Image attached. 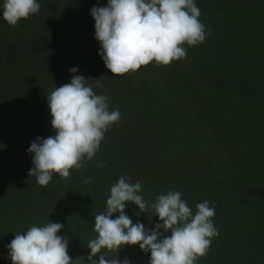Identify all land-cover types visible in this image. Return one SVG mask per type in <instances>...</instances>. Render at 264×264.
I'll return each instance as SVG.
<instances>
[{"label": "trees", "instance_id": "obj_1", "mask_svg": "<svg viewBox=\"0 0 264 264\" xmlns=\"http://www.w3.org/2000/svg\"><path fill=\"white\" fill-rule=\"evenodd\" d=\"M259 1L252 0L249 3ZM195 3L200 9V16L212 10L220 16L202 22L207 33L205 40L198 46L185 44L186 57L173 60L168 65H157L153 61L131 71V74H118L115 77V80L130 77L131 81L136 82L132 90L135 92L116 104L121 117L106 134L111 140L108 143L106 139L102 140L99 151L91 161L84 162L83 168L71 169L67 178L54 174L53 179L44 187L38 185L35 178L33 182L29 180L28 171L33 164L26 149L32 141H15L7 150L5 159L10 163V169L14 168L12 165L19 167L21 183L18 185L19 192H16L20 202L12 209V220L16 215L20 217L19 213L32 207L30 203L35 201L36 206L30 211L33 218L25 222H38L37 226L49 221L63 223L64 228L58 235L66 233L69 237L67 250L74 259L72 264H87L90 251L87 244L97 235L94 231V216L106 211L104 200L110 196V187L114 184L113 175L144 172L156 176L155 180L152 178L148 182L149 185L142 187V193L149 196V203L155 202L158 194H166L169 190L187 195L192 191V197L186 201L194 212L196 204L212 196L210 194H221L218 197L221 200L224 198L227 206H224L225 213L221 217L225 216L224 219L230 223H233L231 219L234 220V211L241 212L246 221H251V208L264 204V156L258 157L259 151L264 152V81L259 80V92L263 99H257L251 91L250 97L242 96V89L247 88L244 73L239 69L243 68L234 70L231 79L220 83L217 78L226 70L219 68L218 63H213L219 54L223 60L222 65L228 66L229 59L236 60L232 64L237 65L242 62L238 61L240 54L245 60L246 52L255 48L254 55L257 57L259 52L264 64L260 45L262 37H253V43L249 48L246 47L243 31L250 30L243 21L245 11L249 8L246 0H195ZM254 8L250 11H264V3ZM237 18H242V21L237 22ZM209 26L221 27L223 35L214 36L209 32ZM93 31L94 20L88 13L84 25L59 35L44 33L36 43L23 44L19 49L12 46L5 56L0 55V61L6 63L13 53L12 57L19 55L23 59L34 58L36 61L44 59L35 65L33 73L27 72L23 76V83L34 82L37 99L44 96L46 100V95L56 87L68 83L75 75L69 72L74 66L79 68L78 74L84 75L88 81L95 83L98 79L102 82L100 62L86 61L87 54L98 53L100 49V42L94 38ZM55 38H59L62 47L59 53L50 57L48 54L52 53ZM54 57L58 58L56 61H61L55 69L52 64L56 62ZM251 58L254 59L253 56ZM47 66L52 77H45L40 84L35 76L36 69L39 72ZM261 69L264 77V65ZM96 91L104 95L107 87H97ZM109 108L115 109L112 102H109ZM39 111L40 128L36 130L35 136L46 138L54 135L50 125L39 121V116L40 120L43 115L46 119L50 117L47 103ZM98 162H102L103 166L98 167ZM86 179L90 182L85 183ZM29 182L32 187L26 186ZM125 212L133 223L139 220L149 228L159 222L151 208L144 213L131 202L127 204ZM118 214L113 215L115 217ZM21 224L23 220H19L17 225L11 222L6 226L0 224V264H12L10 259H5L8 253L6 245L16 232L24 231ZM235 227L234 224L232 238L221 241L222 244H228L227 248H221L228 255L218 257L220 261L230 258L233 264H244L242 258L234 259L229 255V252L239 255L237 248L245 247L240 243L242 230L239 226ZM139 250L138 245H125L117 253L114 250L111 255L121 260L128 258L137 264L131 255ZM111 255L108 258H112Z\"/></svg>", "mask_w": 264, "mask_h": 264}, {"label": "clouds", "instance_id": "obj_2", "mask_svg": "<svg viewBox=\"0 0 264 264\" xmlns=\"http://www.w3.org/2000/svg\"><path fill=\"white\" fill-rule=\"evenodd\" d=\"M39 10V0H0V16L11 26ZM90 15L94 38L100 42L98 54L116 75L153 61L168 65L185 58L184 45L198 46L207 35L195 0H107L106 6L93 5ZM69 72L75 74L70 81L46 95L55 134L37 136L26 149L33 164L28 176L44 187L54 174L67 178L71 169H81L85 161H91L107 130L121 117L119 109L110 110L109 97L97 94L88 79L78 74V67ZM95 86L103 88L98 79ZM141 193V182L131 183L126 176L110 187L106 211L94 216L97 235L87 244V264H130L128 258L111 255L125 245L149 252V264H196L207 254L212 238L219 234L212 220L215 208L209 201L196 204L194 212L180 191L160 193L152 203ZM129 202L144 213L151 208L159 222L151 228L139 220L133 223L125 212ZM115 213L119 214L114 217ZM63 228V223L49 221L16 232L6 245L5 259L12 264H72L69 237L58 235Z\"/></svg>", "mask_w": 264, "mask_h": 264}, {"label": "rangeland", "instance_id": "obj_3", "mask_svg": "<svg viewBox=\"0 0 264 264\" xmlns=\"http://www.w3.org/2000/svg\"><path fill=\"white\" fill-rule=\"evenodd\" d=\"M251 1L252 0H246V4ZM39 3L40 10L36 14L30 15L27 19H21L15 26L9 25L3 19V17L0 16V55L5 56V53L12 46L19 49L23 47L21 46L23 44L26 45L36 43L41 39V36L44 33L53 32L59 35L84 25L87 14L89 13L90 16V9L92 6H106L107 0H39ZM263 3L264 0H260L259 2H252L247 5L249 8L245 11L246 14L243 17V21H245V26H248L250 30L243 32L244 36L246 37L245 41L247 42V48H249L253 43V37H257V39L258 37H262V42L260 45L262 44L261 49L262 54L264 55V11H250L251 9H255V6L263 5ZM208 13L209 14L200 16L199 20L201 22H207L208 20L217 19L220 17L219 15H216L218 13L215 10H212ZM236 21L241 22L242 18H237ZM253 26H255V31ZM220 28L221 27L215 26L208 27L209 32L216 37L223 35L221 32L223 30H220ZM225 34H228V32ZM98 46L100 48V44ZM61 47L62 46L59 38H55L53 40L52 53L50 52L48 55L53 57L52 54L59 53ZM254 52L255 48L248 50L246 52L245 60L244 56L240 54L238 61L242 62L237 63V65L232 64L233 61H236L234 59L228 60V66H225L226 64L222 65L223 60L221 57H219V54H217L218 59H216L213 63H218L217 66H219V68L226 70L221 74V77L217 78L220 83L231 79L233 71L239 67H242L243 69H239L244 73V78L246 80L245 86L248 89L243 88L241 95L250 97L249 93L254 92V95L257 99H263L259 92V80L264 81L261 69V66L264 64H262L259 52H257V57L254 55ZM14 54L15 53L12 55ZM252 56L254 59L251 58ZM10 58L7 60V64L0 61V224L2 226H6L11 222L12 224L17 225L19 220H23V224H21V226H23L24 231H26L33 224L26 223V219L33 218L30 211L35 208L36 202L32 201L30 203L32 207H27V210L25 208L26 211H24L27 213L22 211L19 213V215H21L20 217L16 215L14 220H12V209H14L20 202V197L19 195H16V192H19L20 187L18 185H21V183H19V167L12 165L14 168L10 169L11 165L5 158L11 143H14L15 141H19L20 143L22 141L28 140L33 141L36 138V130L40 128V122L38 123V113L46 103V100L44 99V96L39 97V99H37V95L35 97L37 91L34 89V82H29L27 84L23 83L25 79L23 76L27 72L33 73L35 65L40 61H44V59L40 58L37 61L34 58L23 59V57L19 55L13 56L11 60ZM56 59L58 60L57 57L53 58L54 61H56ZM89 60H93V63L96 61L100 62L99 67L103 75L101 83L107 87V92L104 95L109 97V102H112L113 108L117 109L116 104L120 102L121 99L126 96H131L132 92H135L132 90L135 89L136 82L134 80L131 81L129 79L130 77H127L126 80H115L117 75L112 74L111 71L106 68L101 56L98 53L87 54L86 61ZM59 62L61 61L52 63L53 69H55V67L58 68ZM88 64L90 65V63ZM48 69L49 66L44 67L39 72L38 68L36 69L35 76L37 77V82H40L41 84L45 77H52L51 72ZM128 74H131V71H129L127 75ZM49 83L51 84L53 81H49ZM88 83L91 84L95 89L94 91H96L97 87L95 86V83L91 81H88ZM27 86H29V88L26 90ZM96 93L102 95L100 91H96ZM27 96L29 97L26 98ZM253 98L254 97L250 99L251 102L253 101ZM257 102H259V100ZM39 121L50 125V128L52 127L50 123V117L49 119H46L45 115H43L40 120L39 116ZM116 124V122L113 123V125L105 133L103 140L106 139V143L111 140L110 136L106 137V134H109ZM53 132H55L54 129ZM263 156L264 152L259 151L258 157ZM121 176L130 177L131 183L140 181L142 187L149 185L148 182L152 181V178H154V180L156 179V176H152L144 172H130L127 174L122 173L120 176L113 175L114 183H116ZM30 178L31 179L29 180L33 182L34 177ZM26 186H31L30 182ZM151 187L155 186L151 185ZM191 194H193L192 191L188 192V195L183 193L182 198L186 200L192 197ZM142 195L144 200L148 201L149 196L144 193H142ZM210 195L212 196H208V198H205L204 196V198L207 201H211L210 206L215 208V214L212 217V220L215 227L218 229L219 234L218 236L212 238L207 254L205 256L199 257L196 261V264H233V260L230 258H225L224 261H220L218 255L221 257L228 255V253L226 254L221 251L222 246L227 248L228 244H225V242L222 244L221 241H229L232 238L231 231L234 224L236 225L235 228L239 226L242 230L241 235L243 237L240 238V243L245 247H243L244 249L237 248V250L240 252L239 255L242 254L241 257L230 252L229 255H231L234 259L242 258L244 264H264V204L261 207L258 205V207L254 206L251 208L250 212H253V214H250L251 221H246V219L242 217L241 212L234 211L232 218H234L235 221L231 219L233 223H230V221L224 219L225 216L221 217V215L225 213V199H219L218 196H222L221 194H215V196L213 194ZM104 202H106V200H104ZM243 214L245 213L243 212ZM28 221L34 222L33 219H29ZM24 222L27 225H25ZM36 224H38V222H34L33 225ZM83 235L85 236L86 234L83 233ZM131 258L133 261V258H135L137 264H149L150 253L144 252L140 249L138 253H133ZM130 262V264H135V262Z\"/></svg>", "mask_w": 264, "mask_h": 264}]
</instances>
